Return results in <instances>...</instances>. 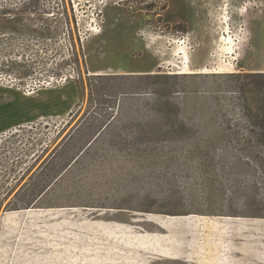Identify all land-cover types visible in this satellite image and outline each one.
Listing matches in <instances>:
<instances>
[{
  "label": "rangeland",
  "instance_id": "1",
  "mask_svg": "<svg viewBox=\"0 0 264 264\" xmlns=\"http://www.w3.org/2000/svg\"><path fill=\"white\" fill-rule=\"evenodd\" d=\"M258 72L264 0H0V264H264Z\"/></svg>",
  "mask_w": 264,
  "mask_h": 264
},
{
  "label": "trees",
  "instance_id": "2",
  "mask_svg": "<svg viewBox=\"0 0 264 264\" xmlns=\"http://www.w3.org/2000/svg\"><path fill=\"white\" fill-rule=\"evenodd\" d=\"M245 78H252V84H255L254 92L256 94L257 103L255 104L253 113H246V122L250 123L254 128L253 132H257L258 140L261 145L264 146V72L263 73H251L246 75ZM246 102L243 104L245 109H249L248 98H244Z\"/></svg>",
  "mask_w": 264,
  "mask_h": 264
},
{
  "label": "built area",
  "instance_id": "3",
  "mask_svg": "<svg viewBox=\"0 0 264 264\" xmlns=\"http://www.w3.org/2000/svg\"><path fill=\"white\" fill-rule=\"evenodd\" d=\"M62 2V1H61ZM62 7H63V3H62ZM170 65H169V63L166 65V67H169Z\"/></svg>",
  "mask_w": 264,
  "mask_h": 264
}]
</instances>
